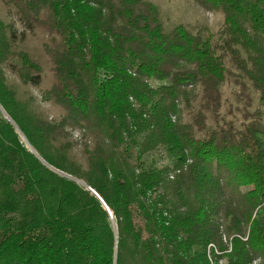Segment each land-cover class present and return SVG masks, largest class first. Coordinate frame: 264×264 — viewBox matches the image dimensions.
I'll return each mask as SVG.
<instances>
[{"label": "trees", "instance_id": "1", "mask_svg": "<svg viewBox=\"0 0 264 264\" xmlns=\"http://www.w3.org/2000/svg\"><path fill=\"white\" fill-rule=\"evenodd\" d=\"M194 1L216 37L166 30L148 0H2L42 33L61 114L6 83L44 74L0 18V264H264V0ZM232 79L258 101L239 125L218 122ZM70 127L92 137L85 168Z\"/></svg>", "mask_w": 264, "mask_h": 264}, {"label": "rangeland", "instance_id": "2", "mask_svg": "<svg viewBox=\"0 0 264 264\" xmlns=\"http://www.w3.org/2000/svg\"><path fill=\"white\" fill-rule=\"evenodd\" d=\"M153 3L159 12V16L166 30H170L177 25H184L191 31H196L200 28L207 29L209 32L216 34L222 26V15L206 11L199 7L194 0H148ZM0 18L5 24H12L18 33V37L15 40V47L28 52L32 57H35L40 61L44 81L41 86L33 87L29 84L22 83L17 75L5 69L6 83L9 87L13 88L18 98H26L29 95L34 97V108L38 111L45 119L55 120L58 119L61 114V109L53 104L41 100V92L48 84L49 72L46 57L43 55L42 43L44 38L39 30H28L24 27L16 14L14 8L10 5L5 4L0 0ZM24 32V37L21 38L20 33ZM251 104L248 106L247 101L240 96L239 87L232 80L226 81L222 87V104L219 113L218 122L221 123L223 120L232 121L234 124L239 125L244 118V111L247 108L249 112L253 111L257 106V95L251 90ZM196 104V102H195ZM182 118L188 120V112L190 110L185 109L182 105ZM221 118V119H220ZM213 119L209 117L208 124L213 125ZM69 140L72 143V147L69 151V157L75 160L78 164H81L84 168L87 165V156L85 154V145L87 149L93 147L92 137L85 133L84 129L72 128L68 129ZM22 141H27L21 135ZM31 148V147H30ZM32 151V149H31ZM146 163L148 159H146ZM161 163H167V160L163 159ZM84 183V182H83Z\"/></svg>", "mask_w": 264, "mask_h": 264}, {"label": "water", "instance_id": "3", "mask_svg": "<svg viewBox=\"0 0 264 264\" xmlns=\"http://www.w3.org/2000/svg\"><path fill=\"white\" fill-rule=\"evenodd\" d=\"M23 138H24V136H22ZM24 140L26 141V139L24 138ZM29 145V144H28ZM30 147V146H29ZM30 149H32V148H30ZM33 151V150H32ZM57 171V170H56ZM57 172H59V173H61V174H63V175H65V176H67V177H70V178H73L75 181H77L78 183H80V184H82V185H85L82 181H80V180H77V179H75L74 177H72V176H70V175H68V174H64V173H62V172H60V171H57ZM86 186V185H85ZM87 188H89L88 186H86ZM91 192L92 193H94L95 195H96V197L103 203V205H104V208H106L108 211H109V209H108V207L106 206V204L104 203V201L102 200V198L93 190V189H91Z\"/></svg>", "mask_w": 264, "mask_h": 264}, {"label": "built area", "instance_id": "4", "mask_svg": "<svg viewBox=\"0 0 264 264\" xmlns=\"http://www.w3.org/2000/svg\"><path fill=\"white\" fill-rule=\"evenodd\" d=\"M175 172H179V169H176L175 170ZM173 176H174V174L172 173V174H170V178H173ZM212 246V244H210L209 245V247H211ZM253 264H256V261H254V263Z\"/></svg>", "mask_w": 264, "mask_h": 264}]
</instances>
